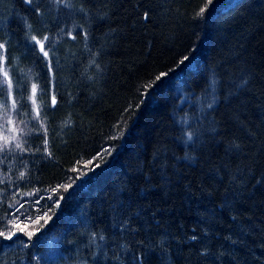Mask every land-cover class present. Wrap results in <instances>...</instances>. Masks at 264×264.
Masks as SVG:
<instances>
[{
	"label": "trees",
	"instance_id": "trees-1",
	"mask_svg": "<svg viewBox=\"0 0 264 264\" xmlns=\"http://www.w3.org/2000/svg\"><path fill=\"white\" fill-rule=\"evenodd\" d=\"M0 44V264H264V0H0Z\"/></svg>",
	"mask_w": 264,
	"mask_h": 264
},
{
	"label": "rangeland",
	"instance_id": "rangeland-1",
	"mask_svg": "<svg viewBox=\"0 0 264 264\" xmlns=\"http://www.w3.org/2000/svg\"><path fill=\"white\" fill-rule=\"evenodd\" d=\"M4 48L0 49V57H2L1 64L3 65L4 60ZM4 70V68H3ZM2 105L0 104V145H6L10 140L15 139L18 135V131L15 129L13 119H11L10 112H4L2 110ZM8 123V124H7Z\"/></svg>",
	"mask_w": 264,
	"mask_h": 264
},
{
	"label": "snow or ice",
	"instance_id": "snow-or-ice-1",
	"mask_svg": "<svg viewBox=\"0 0 264 264\" xmlns=\"http://www.w3.org/2000/svg\"><path fill=\"white\" fill-rule=\"evenodd\" d=\"M25 2L28 3V4H31L32 3V0H25ZM57 2L59 3V2H61V0H57ZM208 2L211 3L212 0H208ZM201 11H203V9ZM31 39L33 41H35L36 44L40 45V51L43 52L44 56H47L48 55V52L44 50V44L40 40H38L35 36H32ZM43 39L44 40H47L48 37H44ZM3 48H4V45L3 44H0V49H3ZM185 59H187V57H185ZM0 61H2V57H0ZM4 75H5V77H7V72L6 71H5ZM157 79H159V77H157ZM8 83L10 85L11 84V81H8ZM33 91L35 92V85L33 86ZM189 139H191V133H189ZM5 146L6 145H0V151H3V149H4ZM17 147H20V145L17 144ZM63 187H65L67 189V188H70L71 185H67V186H63ZM4 235L5 234L3 232H0V236H4ZM13 235H15V233H12V234L8 235L6 238L9 239V240H11ZM192 239L195 240L196 237L193 236Z\"/></svg>",
	"mask_w": 264,
	"mask_h": 264
}]
</instances>
